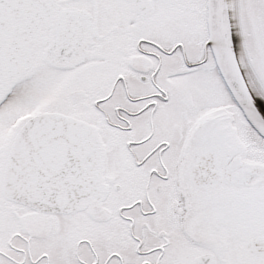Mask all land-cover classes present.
I'll use <instances>...</instances> for the list:
<instances>
[{
	"label": "snow or ice",
	"instance_id": "obj_1",
	"mask_svg": "<svg viewBox=\"0 0 264 264\" xmlns=\"http://www.w3.org/2000/svg\"><path fill=\"white\" fill-rule=\"evenodd\" d=\"M0 264H264V0H0Z\"/></svg>",
	"mask_w": 264,
	"mask_h": 264
}]
</instances>
